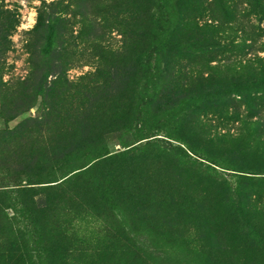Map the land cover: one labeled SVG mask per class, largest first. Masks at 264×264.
<instances>
[{
	"label": "rangeland",
	"instance_id": "obj_1",
	"mask_svg": "<svg viewBox=\"0 0 264 264\" xmlns=\"http://www.w3.org/2000/svg\"><path fill=\"white\" fill-rule=\"evenodd\" d=\"M0 12V264H264V0Z\"/></svg>",
	"mask_w": 264,
	"mask_h": 264
},
{
	"label": "trees",
	"instance_id": "obj_2",
	"mask_svg": "<svg viewBox=\"0 0 264 264\" xmlns=\"http://www.w3.org/2000/svg\"><path fill=\"white\" fill-rule=\"evenodd\" d=\"M1 15H6L7 16V21H6V35L7 33L11 32L14 30V27L16 25V19L10 12H0ZM154 18V17H153ZM39 25L35 27V30H38L40 23H42V17L38 18ZM156 35V34H155ZM157 37V35H156ZM3 41L7 43L6 37L3 38ZM149 51H152V48L144 49L140 54H148ZM153 52V51H152ZM72 176V175H71ZM70 176V177H71ZM64 181V180H63ZM62 181V182H63ZM243 218L248 217V215H242ZM254 242L257 245L264 246V235L262 232H254Z\"/></svg>",
	"mask_w": 264,
	"mask_h": 264
}]
</instances>
